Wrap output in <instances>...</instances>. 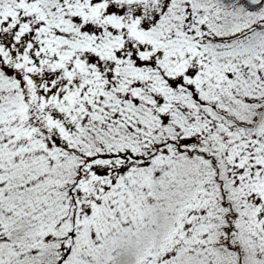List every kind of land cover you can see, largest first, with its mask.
I'll return each mask as SVG.
<instances>
[{"label":"snow or ice","instance_id":"snow-or-ice-1","mask_svg":"<svg viewBox=\"0 0 264 264\" xmlns=\"http://www.w3.org/2000/svg\"><path fill=\"white\" fill-rule=\"evenodd\" d=\"M0 264H264V0H0Z\"/></svg>","mask_w":264,"mask_h":264}]
</instances>
